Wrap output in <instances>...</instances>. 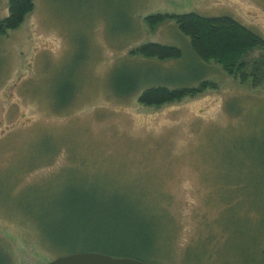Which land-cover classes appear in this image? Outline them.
<instances>
[{
    "label": "rangeland",
    "instance_id": "374dc122",
    "mask_svg": "<svg viewBox=\"0 0 264 264\" xmlns=\"http://www.w3.org/2000/svg\"><path fill=\"white\" fill-rule=\"evenodd\" d=\"M32 3L0 36L4 264H46L89 246L153 264H264V72L256 86L240 82L199 61L173 22L144 21L229 16L264 39V0ZM7 13L0 0V20ZM145 43L177 46L182 57L129 55ZM243 60L261 64L264 48ZM202 79L215 88L158 107L140 105V89L113 92ZM74 196L89 209L75 227L84 232L60 236L57 251L44 230H74L57 228Z\"/></svg>",
    "mask_w": 264,
    "mask_h": 264
},
{
    "label": "trees",
    "instance_id": "16d2710c",
    "mask_svg": "<svg viewBox=\"0 0 264 264\" xmlns=\"http://www.w3.org/2000/svg\"><path fill=\"white\" fill-rule=\"evenodd\" d=\"M32 9V0H8L7 16L0 20V36L6 34L9 30L16 29ZM144 21L150 28H154L159 24L173 22L178 32L189 39L191 52L202 63L214 62L220 65L229 76L238 79L240 82L250 80L253 86L258 85L262 80L264 62L261 64L253 63L250 66L244 62L243 57L251 50L264 48V39L237 20L229 16L204 17L195 13H164L150 14L144 18ZM129 55L161 61L167 59L178 60L182 57V51L179 47L173 45L145 43L132 49ZM139 86L134 85L132 89L127 90L115 89L113 92L119 96H127L140 89L137 98L138 103L143 106L158 107L163 104L179 101L187 96L193 97L208 88H215L213 82L203 79L199 80L196 86H183L174 89H168L165 86H144V88ZM82 199L74 196L65 200L64 208L61 209V216L66 221V224L61 225V222L57 224V228L72 226L74 230H56L55 232L56 224L50 227V230H44L47 236L45 239L57 251L60 245H56L55 241L61 242L60 236L65 237L68 235L67 237L70 238L74 235L77 238L78 233L84 232L77 231L75 228L77 222L83 219L86 216L85 213L89 211L84 202L85 200ZM121 251L123 250L106 246H89L87 249L77 250L71 248L59 256L79 252H94L114 256ZM262 258L264 261V250ZM5 260L4 257L0 256V264H4Z\"/></svg>",
    "mask_w": 264,
    "mask_h": 264
},
{
    "label": "water",
    "instance_id": "95a60500",
    "mask_svg": "<svg viewBox=\"0 0 264 264\" xmlns=\"http://www.w3.org/2000/svg\"><path fill=\"white\" fill-rule=\"evenodd\" d=\"M46 264H153L139 260L111 257L109 255L94 252L71 253L55 258Z\"/></svg>",
    "mask_w": 264,
    "mask_h": 264
}]
</instances>
